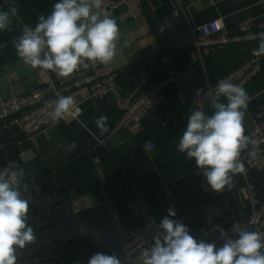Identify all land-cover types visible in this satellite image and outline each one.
Masks as SVG:
<instances>
[{"label": "crops", "instance_id": "1", "mask_svg": "<svg viewBox=\"0 0 264 264\" xmlns=\"http://www.w3.org/2000/svg\"><path fill=\"white\" fill-rule=\"evenodd\" d=\"M56 2L59 0H17L19 18L13 20L12 30L0 31V105L32 91L40 82L64 78L24 64L14 48L23 24L34 27L38 16L50 14ZM101 11L116 19L120 29L118 53L110 64L115 68L114 94L106 100L85 102L78 120H64L35 134L20 125L5 128L0 121V169L15 162L26 171L28 189L23 198L28 201V214L38 208L44 194L59 191L78 197L84 207L79 218L118 242L120 235L141 223L145 207L159 220L169 208L175 216L184 215L194 238L213 203L237 204L248 211L243 175L234 177L233 188L217 193L195 160L187 159L177 146L193 111L213 113L206 96L209 84L253 57L259 44L255 40L198 49L191 28L222 18L225 27L235 32L242 23L264 20V0H133L117 9L103 5ZM167 26L179 34L173 56L182 81L158 38L157 27ZM182 59L189 62L191 73ZM260 59V73L243 86L249 97L246 131L264 108V56ZM143 77L152 83L172 79L164 87V101L143 119L141 128L113 133L122 113V97ZM101 115L108 117L109 132L104 135L94 123ZM73 141L76 149L72 152L60 147ZM150 141L155 147L147 151ZM262 176L264 166L251 171L252 178ZM91 233L80 221L70 224L64 244L46 247L47 252L63 253L51 264H88L96 253L115 254L126 261L121 246L110 247ZM259 233L264 236V230Z\"/></svg>", "mask_w": 264, "mask_h": 264}, {"label": "clouds", "instance_id": "2", "mask_svg": "<svg viewBox=\"0 0 264 264\" xmlns=\"http://www.w3.org/2000/svg\"><path fill=\"white\" fill-rule=\"evenodd\" d=\"M5 3L6 10L0 8V31L12 30L13 20L19 18L17 0ZM103 3L104 0H59L50 14L38 16L34 27L23 24L20 28L22 34L14 41L17 56L33 69L50 70L65 78L89 64H111L118 53L120 29L116 19L101 11ZM252 55L264 56V32L259 34V44ZM206 96L213 113L193 111L177 148L187 159L195 160L212 190L220 193L234 187L235 176L246 174L243 154L247 152L249 157L256 158L261 149L259 141L246 134L244 121L249 97L242 85L220 79ZM46 108L53 125L68 114L82 113L72 96L60 94L47 101ZM107 120V116L101 115L94 121L101 135L109 132ZM60 147L72 152L76 142L62 143ZM26 176V171L15 162L0 169V264H17V248L23 249L35 241L33 229L27 225L28 201L23 198L28 189ZM174 216L169 208L152 237L153 243L140 253L142 264H264L261 233L234 223L231 231L236 238L220 229L224 243L217 248L215 243L198 242ZM88 264L126 261L115 254L96 253Z\"/></svg>", "mask_w": 264, "mask_h": 264}, {"label": "built area", "instance_id": "3", "mask_svg": "<svg viewBox=\"0 0 264 264\" xmlns=\"http://www.w3.org/2000/svg\"><path fill=\"white\" fill-rule=\"evenodd\" d=\"M133 0H104L103 5L117 9ZM140 1V0H138ZM7 6L5 0H0V8ZM165 27H161L160 31ZM194 36V44L200 49L223 43H241L259 40V34L264 32V20H253L240 24L235 32L229 31L222 18L210 20L205 24L191 28ZM262 69L260 57L253 56L235 68L220 76L209 84L208 90H214L220 79H229L234 84L245 86L257 77ZM152 83L148 77H143L135 84L132 90L122 97V113L112 132L121 129H139L143 119L152 110L164 101V87L171 81ZM116 89L115 68L112 65L89 64L81 67L79 71L67 78L51 79L40 82L32 91L4 101L0 105V121L3 126H22L29 134H35L53 126L47 115L49 109L46 102L56 99L57 94L72 96L77 107L82 110L85 102L102 101L111 97ZM81 114L71 113L60 120H78ZM247 135L259 141L261 149L256 158H251L245 152L242 158L247 169L243 174L245 188L244 196L249 200L248 211L237 204L222 205L218 202L212 204L204 218L203 225L195 233V239L208 243H215L219 248L224 241L220 239V229L228 232L235 239L231 229L234 223H241L250 231L264 230V176L251 177V171L264 166V108L255 118L253 127L246 131ZM155 143L146 144L147 151L153 149ZM83 203L78 197H68L59 191H52L42 196L38 208L28 214L27 225L33 229L35 241L27 244L23 249L17 248V264H49L63 257L61 250L47 252L46 247L54 244H64L68 240V227L74 223V217L83 210ZM141 223L119 236L118 242L122 248V255L129 264H139L142 249L149 247L152 237L158 231L161 220L156 219L148 207L142 212ZM186 226L191 232L190 221L184 215L172 217ZM89 231V230H87ZM91 232V231H90ZM104 241L108 246L113 247Z\"/></svg>", "mask_w": 264, "mask_h": 264}, {"label": "water", "instance_id": "4", "mask_svg": "<svg viewBox=\"0 0 264 264\" xmlns=\"http://www.w3.org/2000/svg\"><path fill=\"white\" fill-rule=\"evenodd\" d=\"M157 32H158V38H159V40L161 42V45H162V48H163V52H165L167 54V56H168V58H169V60H170V62L172 64L173 68L175 69L176 75L182 81V79L180 77V74H179V71H178V68L176 66L175 60H174V56H173V52L175 50H177V48H175V46H174L175 45L174 40L179 37V34L175 31L174 27H172V26L165 27L162 30V32L160 31V28L157 27ZM181 63L184 66V68L189 73H191V68H190V65H189V62L187 61V59H182ZM191 103H192V101H191ZM74 220L82 222L83 226L87 230H89L92 233L96 234L97 236H99L103 240H105L107 242H110L113 246L120 247V244L117 241L112 240V238L109 235L105 234L102 231L97 230L91 224L83 222L81 220V218H79L78 215L74 217ZM49 264H51V263H49Z\"/></svg>", "mask_w": 264, "mask_h": 264}]
</instances>
